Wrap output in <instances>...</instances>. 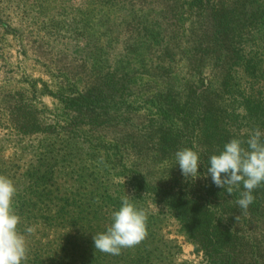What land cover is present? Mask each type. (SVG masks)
<instances>
[{"label":"rangeland","instance_id":"1","mask_svg":"<svg viewBox=\"0 0 264 264\" xmlns=\"http://www.w3.org/2000/svg\"><path fill=\"white\" fill-rule=\"evenodd\" d=\"M249 61L264 76V0H0V174L25 217L24 264H36L30 244L43 264H206L159 191L201 190L169 158L183 130L155 133L213 107L248 129L238 99L254 83L262 92ZM128 195L148 214L146 236L118 255L95 249Z\"/></svg>","mask_w":264,"mask_h":264},{"label":"trees","instance_id":"2","mask_svg":"<svg viewBox=\"0 0 264 264\" xmlns=\"http://www.w3.org/2000/svg\"><path fill=\"white\" fill-rule=\"evenodd\" d=\"M251 64L258 67L259 65L249 61L248 70L253 68L249 76H256L258 79L256 82L262 92L260 93L261 98H256L258 93L253 92L254 83L248 88V92L251 91V93H244L238 99L241 100L245 109L246 114L243 118L248 123V129L244 131V129L230 127L228 120L238 115L234 112L228 115V111L222 107H213L206 109L202 123L194 118L190 122L189 119L180 115L176 120H168L170 123L168 130L161 129V135L155 133L159 142L165 137L168 139L170 135L176 134L178 124L184 134L183 138H176V141L180 140L185 147L196 145L205 162L199 167L201 175L195 179L186 178L184 175L180 178L184 181L182 183L184 187L192 186L197 190L201 189L197 195L183 189H179L178 192L172 187L159 191L166 195L172 209L176 212L179 209L185 217L188 232L195 239L197 247L205 253L206 264H264V183L253 189L254 200L248 208L241 209L237 200L240 198L243 185L241 184V187L231 194L227 193L226 188L213 183L211 175L207 174L206 167L208 156L219 151L225 142L233 137L246 141L249 136L248 131H254L257 128L264 131V80H260L263 73L256 74L257 67ZM235 80L236 76L225 74L224 91L226 88L228 90L226 93L230 96L231 84H234ZM172 103L168 110L180 111L182 103L177 100H172ZM207 117L211 118V123L207 122ZM164 121L161 123L164 124ZM159 122L156 121L153 125ZM216 146L214 151L213 148ZM245 147H247L246 143ZM169 158L174 159L175 156L170 155ZM46 173L50 176L48 177ZM40 177L46 182L49 181L51 171L48 170ZM151 193L154 197L158 196L156 188ZM19 212L18 210L17 213ZM19 216L18 228L25 223L24 214H19ZM30 247L32 251L29 256L36 264H43L44 256L38 251L37 246L30 244Z\"/></svg>","mask_w":264,"mask_h":264},{"label":"clouds","instance_id":"3","mask_svg":"<svg viewBox=\"0 0 264 264\" xmlns=\"http://www.w3.org/2000/svg\"><path fill=\"white\" fill-rule=\"evenodd\" d=\"M175 159L186 178L201 175L198 169L205 162L196 145L178 149ZM206 167L213 183L226 188L227 193L243 185L237 204L247 209L254 200L253 189L264 183V131L255 129L246 141L233 137L208 156ZM16 192L14 181L0 174V264H24L28 255L27 241L18 228L20 216L14 210ZM130 196L121 199L107 228L93 235L95 249L118 255L123 248L135 246L146 236L148 214ZM26 231L31 232V227Z\"/></svg>","mask_w":264,"mask_h":264}]
</instances>
